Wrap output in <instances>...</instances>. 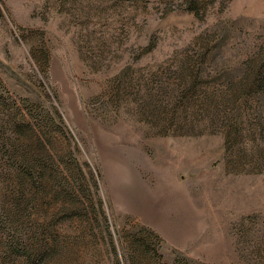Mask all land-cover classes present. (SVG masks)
Listing matches in <instances>:
<instances>
[{
	"label": "rangeland",
	"instance_id": "1",
	"mask_svg": "<svg viewBox=\"0 0 264 264\" xmlns=\"http://www.w3.org/2000/svg\"><path fill=\"white\" fill-rule=\"evenodd\" d=\"M188 2L0 0V264H264V111L230 86L264 0ZM51 152L90 193L46 229Z\"/></svg>",
	"mask_w": 264,
	"mask_h": 264
},
{
	"label": "trees",
	"instance_id": "2",
	"mask_svg": "<svg viewBox=\"0 0 264 264\" xmlns=\"http://www.w3.org/2000/svg\"><path fill=\"white\" fill-rule=\"evenodd\" d=\"M192 1L193 0H189L187 9L194 12L195 15H198V8L194 7V3H191ZM263 58L264 57H261L256 65H247L249 71L240 78L237 85L234 83L230 84V86L233 85L231 89H237V95L242 96L243 99L247 98L246 100H248L250 97L256 99L254 105L256 113L257 111H259V113L264 111ZM42 122L41 118V123ZM24 123L27 124V127L34 124L31 121ZM229 131L230 134L226 136V139L232 140L238 133L232 126ZM77 163L78 162H76V164L74 163V166L71 165V161L67 159L64 160L61 154H58L57 152L55 154H52V152L48 154L45 153V156H43L42 159H40L39 156L36 158V174H33L32 172L28 174L30 182H32V185L33 183H36L38 189L51 195L52 203H49L50 208H53V206L58 204L57 207L52 209L53 212L49 213L51 209L47 210L46 220L41 223L39 222L38 225L45 226L47 229V227H52L56 222L61 221V219L69 218L78 213L83 214V212L87 210L84 208L86 203L82 197L85 196L88 198L90 191L86 185L87 183H85V174L82 173L80 168H78ZM32 168L33 166H31L28 171ZM80 203L83 204V206L79 205ZM31 210V213L33 214L34 211L33 209ZM58 215H60V217L55 219ZM47 221L48 223L46 224ZM129 256H131V254L126 251V260L129 259ZM186 260L187 259L185 258H178L176 264H187Z\"/></svg>",
	"mask_w": 264,
	"mask_h": 264
}]
</instances>
